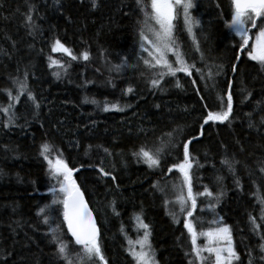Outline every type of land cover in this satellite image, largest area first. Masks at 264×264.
I'll return each mask as SVG.
<instances>
[{"label": "trees", "instance_id": "trees-1", "mask_svg": "<svg viewBox=\"0 0 264 264\" xmlns=\"http://www.w3.org/2000/svg\"><path fill=\"white\" fill-rule=\"evenodd\" d=\"M175 6L161 57L153 0H0V264H138L140 221L158 264H214L163 190L187 164L192 226L214 204L233 264H264V8L239 36L233 0ZM55 161L95 214V248L69 232Z\"/></svg>", "mask_w": 264, "mask_h": 264}, {"label": "rangeland", "instance_id": "rangeland-1", "mask_svg": "<svg viewBox=\"0 0 264 264\" xmlns=\"http://www.w3.org/2000/svg\"><path fill=\"white\" fill-rule=\"evenodd\" d=\"M183 0H153V10L156 16L155 23L156 27L149 31L151 36V41L154 45V52L157 55H162L164 53L163 46L167 45L166 40L172 34V23L175 18V9L177 3H182ZM256 9V8H252ZM250 10V9H249ZM245 15V16H244ZM249 17L246 13H238L234 17V20L231 23L232 30L239 36L245 34L246 30V18ZM153 52V54H154ZM253 59L263 61L264 60V29L260 31L256 37V41L253 47ZM53 169L58 175H63V185L59 190L60 200L56 201L62 205L63 210L64 204L67 196L73 191L75 181L72 179L70 170L66 164L62 161H55L53 163ZM185 166H181L178 170L180 174L179 182L173 180L167 181L163 190L166 194H169L170 197L175 196L171 200V213L174 216V221L176 223L180 222L184 218L185 223H190V216L194 206L191 190L189 186V176L187 171V177L184 173ZM189 170V169H188ZM181 195V196H180ZM210 204L206 203L205 208L202 209L200 214V220L196 221L193 225L196 230L204 229V226H208L211 222L208 218L213 214V221L215 227L212 230H205L202 232H197L193 237L189 231L190 237L195 239V244L198 245V242L203 244L206 248L200 249L201 254L207 256H214V264H233L236 258V250L233 245V240L231 233L225 223L222 221L221 217L216 215V206H209ZM59 215L53 211V216ZM65 217V213H64ZM53 217L51 216L50 220ZM191 224V227H194ZM137 229H139L140 235L137 238L136 242L132 243L131 254L136 259L138 264H158L156 257L154 255V249L150 243V232L148 227L143 222H138ZM195 232V230H194ZM207 232V233H206ZM91 247H94L97 244H90ZM203 259L206 257L201 256Z\"/></svg>", "mask_w": 264, "mask_h": 264}, {"label": "water", "instance_id": "water-1", "mask_svg": "<svg viewBox=\"0 0 264 264\" xmlns=\"http://www.w3.org/2000/svg\"><path fill=\"white\" fill-rule=\"evenodd\" d=\"M233 2L236 10L240 13H246L252 8H264V0H233ZM188 169L189 164L185 166L184 170L186 177ZM64 212L69 232L79 245L86 246L98 242L100 233L95 214L76 184L65 200ZM185 228L193 237L195 236L191 223H185Z\"/></svg>", "mask_w": 264, "mask_h": 264}, {"label": "bare ground", "instance_id": "bare-ground-1", "mask_svg": "<svg viewBox=\"0 0 264 264\" xmlns=\"http://www.w3.org/2000/svg\"><path fill=\"white\" fill-rule=\"evenodd\" d=\"M233 4H234V2H233ZM234 8H235V6H234ZM235 10H236V8H235ZM236 14H238V13H240V12H238L237 10H236ZM236 14H235V16H236ZM234 16V17H235ZM233 20H234V18H233ZM232 23V22H231ZM244 35V34H243ZM242 35V36H243ZM256 41V40H255ZM167 45H165V46H163V48H165ZM253 54V53H252ZM252 54H251V56H252ZM253 58V57H252ZM1 127V126H0ZM169 180H173V181H175V182H179L178 180H176L175 178H171V179H168V180H166V182H164V184H166L167 183V181H169ZM217 182V183H216ZM215 183H214V186L216 185V186H218V179H217V181H216ZM166 194V193H165ZM166 196L168 197L169 196V194H166ZM181 196V195H180ZM191 197H192V200H193V203H194V206L196 205V201H195V198H194V196H193V194L191 193ZM175 198V196H173V197H170L169 196V212H170V214H171V216L173 217V219H174V216H173V214L171 213V200L172 199H174ZM212 205H214V204H212ZM216 215H217V217L219 216L218 214H217V212H216ZM210 217H214V215L212 214ZM66 219V218H65ZM209 219V218H208ZM100 235V234H99ZM195 235H196V233H195ZM74 239V238H73ZM190 239H191V241L192 242H195V239H193L192 237H190ZM75 241V240H74ZM76 242V241H75ZM77 243V242H76ZM97 244V243H96Z\"/></svg>", "mask_w": 264, "mask_h": 264}]
</instances>
